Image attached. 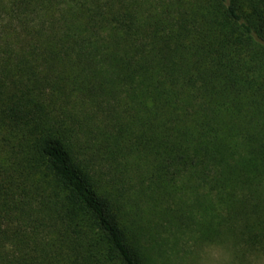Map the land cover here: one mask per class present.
Segmentation results:
<instances>
[{
  "label": "trees",
  "instance_id": "trees-1",
  "mask_svg": "<svg viewBox=\"0 0 264 264\" xmlns=\"http://www.w3.org/2000/svg\"><path fill=\"white\" fill-rule=\"evenodd\" d=\"M145 213L264 251V0H0V264H151Z\"/></svg>",
  "mask_w": 264,
  "mask_h": 264
},
{
  "label": "rangeland",
  "instance_id": "rangeland-1",
  "mask_svg": "<svg viewBox=\"0 0 264 264\" xmlns=\"http://www.w3.org/2000/svg\"><path fill=\"white\" fill-rule=\"evenodd\" d=\"M127 186V193H135ZM154 242L147 246L151 264H264V251L248 246L237 234L240 221L220 230L214 241L203 242L192 231L194 228L160 225L156 218L145 213Z\"/></svg>",
  "mask_w": 264,
  "mask_h": 264
}]
</instances>
